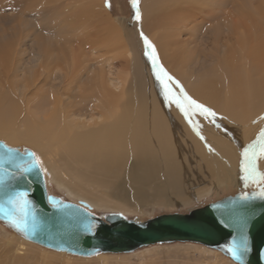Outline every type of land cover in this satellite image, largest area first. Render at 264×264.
Returning a JSON list of instances; mask_svg holds the SVG:
<instances>
[{"label":"bare ground","instance_id":"6f19581e","mask_svg":"<svg viewBox=\"0 0 264 264\" xmlns=\"http://www.w3.org/2000/svg\"><path fill=\"white\" fill-rule=\"evenodd\" d=\"M31 1L0 0V10L34 12L39 23L48 24L55 9L46 5L53 0ZM80 2L79 10L69 19V28L78 31L69 35V54L63 60L53 57V42L41 43V39V53L35 62L46 74L40 80L32 69L23 78L19 105L25 111V133L4 131L18 105L13 90L1 91L0 136H6V144L13 147L21 138L37 146L51 165L77 181L118 176L132 167L140 183L136 191L140 201L147 199L149 190L155 200H184L189 192L231 178L233 167L244 165V151L264 131V0H145L143 21L150 22L148 26L172 24L184 30L181 35L168 31L156 37L148 35L156 63L172 77L164 83L156 78L141 34L125 39L119 23L106 14L102 0ZM196 7L207 17L208 28L213 25L228 32L213 36L216 46L208 53L199 49L205 46L204 38L197 35L202 24L188 25ZM234 19L235 24L228 25ZM46 24L39 27L38 35L51 31ZM232 31H236V41L230 45ZM182 34L189 38L181 41ZM72 38L104 49L103 55L108 57L88 65L91 59L85 52L70 48ZM14 42L0 41L7 79L19 67L11 66ZM206 59L212 64L196 71L194 66L205 64ZM61 60L68 65V73L65 81L55 84L57 78L52 79L49 71ZM114 65L122 68L115 70ZM44 87H48L46 92L39 90ZM185 96L216 115L200 113ZM177 100L189 116L177 106ZM255 167L264 168V159L257 160Z\"/></svg>","mask_w":264,"mask_h":264},{"label":"rangeland","instance_id":"374dc122","mask_svg":"<svg viewBox=\"0 0 264 264\" xmlns=\"http://www.w3.org/2000/svg\"><path fill=\"white\" fill-rule=\"evenodd\" d=\"M139 1V12L141 19L137 21L135 19V15H130V6L128 0H110L112 6H114L115 8L116 13L114 14H112L107 9L106 0H102L104 8L106 10V14L111 21L116 20V22L119 23L121 33L125 39L127 38V35L129 36L141 34V32H143L144 34L143 37L147 36V38H149L148 35H155L154 37H156V35H162V33H165L167 31L173 35H181V30L184 31L183 28L175 29L174 26L172 27V24L168 25L165 28L155 27L152 24H150L151 26L149 25V27L148 24L150 22L145 21V23L143 21V5L145 0ZM217 1L219 2L220 0ZM253 1L257 2L258 0ZM33 2L34 1L32 0L30 4ZM80 6V0H53V3L46 5V7L55 9V15L53 19L48 23L49 25L46 24V22L39 23L37 18L34 16V12L29 14L27 12H24L23 9L21 11L16 8L7 9L5 11L0 10V41L2 42L3 39L5 42H7L9 39H13L15 41L14 43L16 54L15 60L13 61L14 63H12L13 65L11 64V66H19L17 67V72H15V74L13 75L14 77L11 76L7 79V76L3 75V68L5 67V65L1 64V61H4V59L2 56H0V93L1 91L2 93L4 91L6 93H9L11 90H13L15 94L13 96L14 104L18 105L16 106V116L13 118L10 124L6 125L7 128H4V131H7L9 133H17L19 135L27 131L23 126L25 111L23 107L19 105V103H22L21 94L24 90V77H27L30 74V71L28 70L33 69V71L36 72L35 74L37 75V78L41 77L40 80H42L46 74V70L43 67H39L38 64L36 65L35 62L36 57H39V53H41L39 41L43 39L41 41V43H43L44 40H51L53 42L51 47L53 54L52 56L59 57V59L63 60V58L69 54V35L72 36L78 34V31L73 32L69 28V19L75 13V11L79 10L77 8ZM228 9L229 8H227V10ZM193 10L194 13L192 14V16L188 17V20L191 21L188 23V25H190L189 28L193 27L195 23L202 24L203 30L197 31V35L204 38L203 43L205 44L207 49L204 45L200 46L199 49H201L203 52L205 51V53H208V50L211 47L216 46L213 36L224 34L228 35V32L226 30L220 31L218 27L213 25L208 28L209 22H206L208 21L207 17H204L205 15H202L198 7ZM218 13L220 12L218 11ZM220 19L221 18H219V20ZM235 21V19L230 20L228 25L232 26L233 24H235ZM262 21L264 25V19H262ZM43 24L51 27V31H49V33L45 32L38 35V29L39 27L44 26ZM182 35L183 36L181 37V41H185L189 38V36H187L189 34ZM230 35H233V40L229 41V44L232 45L234 41H236V31H232ZM71 41V49L78 52H85V55L91 59V62L88 63V65H92L100 59L103 60L108 57L103 55L104 49H99L93 46V44L87 43L82 45L79 40L75 38H72ZM21 53L23 54V56H21L22 58H19ZM12 57H10V59ZM19 59H22V61L19 62ZM62 60L60 63L57 62V64L56 62H54V64L50 67L49 72L53 77L52 79H54V77L57 78L56 81L54 80L55 84H60L61 82H63L62 80L65 81V75L68 73V65H66V62H63ZM210 64H212L211 61L209 59H206L205 64H200L199 66L195 65L194 69L199 72V69L201 71L204 66ZM114 67L115 70H120L122 68L118 65H114ZM26 69L28 71V74ZM11 80H13L14 82H12ZM4 85L7 86L5 87ZM39 90H41L42 92H46L48 90V87H44ZM21 125L23 128L21 127ZM14 130L17 131L15 132ZM0 141H3L5 143L8 142L5 135L0 136ZM12 146L20 149H30L39 158V160L41 161V167L46 175L47 187L50 195L60 197L64 201L83 205L92 213L101 218H105L106 216L111 214H121L128 219L144 222L161 215L174 213L189 214L195 209L205 207L208 204L217 202L229 196H234L238 193H248L250 191L258 189L264 190V182H260L259 180V174L264 173V168L255 167V169L253 170V167L249 165V167L251 166L249 179L245 181L244 165H241L239 167L232 166L234 170L232 172L233 176L231 175V178H228V180L216 182L218 184L211 183L210 185H206L195 192H189L187 198L184 200L173 202H167L163 199L155 200L153 197H151L152 194L149 190V192L146 193L147 199L144 201L142 200V202L140 201V197H137L136 194L140 183L137 182L138 177H135V175L132 174V167H126L127 169L123 170L120 174H118V176H116L115 174L109 176H93L94 178L92 179L84 178L81 181H77L70 176L68 177L66 175H63L59 171L56 164L51 165L50 161L46 158L43 151L37 146L30 144L29 142H26L21 138ZM0 264L235 263L219 251L209 249L202 245L189 243L155 245L139 249L131 254H101L91 258H81L55 252L39 245L29 243L21 237L17 236L12 230L7 228L3 223L0 222Z\"/></svg>","mask_w":264,"mask_h":264},{"label":"water","instance_id":"95a60500","mask_svg":"<svg viewBox=\"0 0 264 264\" xmlns=\"http://www.w3.org/2000/svg\"><path fill=\"white\" fill-rule=\"evenodd\" d=\"M16 153L28 160L34 152L0 141V222L29 243L81 258L131 254L155 245L189 243L219 251L235 264H264L261 189L226 197L189 214L161 215L144 222L121 214L101 218L83 205L50 195L41 166L22 174L9 163L13 159L20 162ZM14 191L27 192L30 202L26 232L14 228L6 215V201ZM245 195L247 200L242 198ZM242 241L247 251L241 250L239 258L234 257L228 249L239 247Z\"/></svg>","mask_w":264,"mask_h":264},{"label":"snow or ice","instance_id":"6c2138e0","mask_svg":"<svg viewBox=\"0 0 264 264\" xmlns=\"http://www.w3.org/2000/svg\"><path fill=\"white\" fill-rule=\"evenodd\" d=\"M132 4L136 8L135 19L139 21L141 19L139 8H138L139 0H132ZM141 36L143 37L142 32H141ZM143 39L148 49V51L146 52V55H148L149 60L152 61V67H153V70L155 71L156 78L160 80L161 83H164L165 78H167L168 81H171L172 77L168 76L167 73L164 72L162 66L156 63L157 55H156L153 45L148 41L147 37H143ZM164 86L167 89V84H165ZM166 95H167V92H166ZM185 100L188 101L189 105L193 106L195 109L199 110L200 113L204 115H211V116L216 115L215 112H212L210 109L204 107L203 105L196 103L195 101L191 100L187 96H185ZM176 104L183 110L185 116H189L188 109L184 108V106L180 103L179 100L176 101ZM201 139H203V137H201ZM15 156L17 159L20 160V162L17 163L16 159H13V160H10L9 163L12 165H15V167L19 169V171L22 174L28 173L32 169L39 168L41 166V161L39 160L38 157L35 156L34 153L31 154V159H28V160H25L23 157H21L19 153H16ZM243 159H244V172H245L244 179L245 181H247L249 179V172H250L249 165L251 164L254 170L255 162L257 160L264 159V131L260 133L258 141L256 143L249 145V148L244 151ZM4 171L7 173V169H4ZM12 175L14 176L15 173H12ZM259 180L260 182H264V173L259 174ZM260 197L264 198V190H261ZM242 198L245 200L248 199L246 195L243 196ZM6 203L8 206L6 215L10 218L11 225L20 231H25V232L28 231L30 222H29V213L27 211V208L30 202L27 199V192L14 191L10 196H8ZM34 220H35V217L33 216V222ZM33 230H34V226H33ZM241 250L247 251L246 243L243 241L241 242V245L239 247L234 246L228 249V251L231 252L234 257H237V258H239L238 253Z\"/></svg>","mask_w":264,"mask_h":264},{"label":"trees","instance_id":"16d2710c","mask_svg":"<svg viewBox=\"0 0 264 264\" xmlns=\"http://www.w3.org/2000/svg\"><path fill=\"white\" fill-rule=\"evenodd\" d=\"M128 2H129V6H130V7H129V8H130V15H135L136 8L133 6V4H132V0H128ZM109 5H110V7H109ZM106 6H107V9H108L112 14L116 13V12H115V8H114V6H112L110 0H106ZM138 8H139V10H140V1H139Z\"/></svg>","mask_w":264,"mask_h":264}]
</instances>
